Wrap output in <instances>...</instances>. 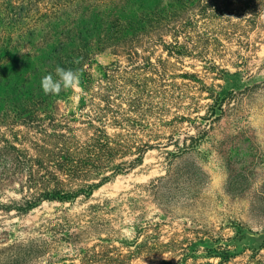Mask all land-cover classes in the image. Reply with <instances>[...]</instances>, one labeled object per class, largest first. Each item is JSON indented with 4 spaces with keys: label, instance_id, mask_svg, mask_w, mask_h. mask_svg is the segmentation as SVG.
Masks as SVG:
<instances>
[{
    "label": "trees",
    "instance_id": "16d2710c",
    "mask_svg": "<svg viewBox=\"0 0 264 264\" xmlns=\"http://www.w3.org/2000/svg\"><path fill=\"white\" fill-rule=\"evenodd\" d=\"M237 3L233 9L239 20L229 21L230 30L264 32V0ZM212 5L211 0H0V185L17 184L22 195L19 202L0 207L25 215L44 202L72 205L140 167L146 153L142 148H157L152 142L158 141L139 133L141 117L153 110L143 108V102L165 83L200 81L196 73L174 69L186 58L203 61L201 50L216 45L215 37L199 30L201 25L216 30L220 14ZM100 56L113 60L100 65ZM57 66L79 70L77 104L73 89L59 95L42 91V77L56 78ZM219 71L220 90H206L212 102L209 114L221 111L243 85L239 69ZM58 116L70 119V126L65 120L55 122ZM75 123L84 125L83 139L75 134ZM171 143L199 146L196 138L190 144ZM129 156L134 157L129 164L114 163ZM90 210L88 228L97 229L100 205ZM78 239L79 234H70V240ZM139 245L131 253L150 252L147 243ZM106 249L99 255L118 264ZM221 249L215 252L218 264L246 252Z\"/></svg>",
    "mask_w": 264,
    "mask_h": 264
},
{
    "label": "rangeland",
    "instance_id": "374dc122",
    "mask_svg": "<svg viewBox=\"0 0 264 264\" xmlns=\"http://www.w3.org/2000/svg\"><path fill=\"white\" fill-rule=\"evenodd\" d=\"M211 1L220 14L217 28L201 25L199 30H207L216 45L199 51L203 61L186 58L174 69L196 73L200 81L165 83L143 102V108L153 110L141 117L139 133L146 140L156 136L157 148H142L140 167L104 184L89 200L44 202L25 215L0 207V264H109L99 255L104 247L118 264L181 259L183 264H218L215 252L226 247L237 255L246 252L225 264H264V32H232L229 21L239 20L233 9L238 0ZM112 60L100 56L98 62ZM214 64L215 72L208 73ZM224 69H239L243 85L221 111L209 114L206 90H220L223 81L216 71ZM73 90L77 104L82 91ZM64 120L70 126V119L61 116L55 122ZM73 127L83 139L84 125ZM195 138V149L171 143L190 144ZM133 158L114 163L129 164ZM17 189V184L0 185V205L19 202ZM96 205L99 227L90 229V209ZM76 233L80 239L70 240ZM146 243L149 253H131Z\"/></svg>",
    "mask_w": 264,
    "mask_h": 264
},
{
    "label": "clouds",
    "instance_id": "9594fccd",
    "mask_svg": "<svg viewBox=\"0 0 264 264\" xmlns=\"http://www.w3.org/2000/svg\"><path fill=\"white\" fill-rule=\"evenodd\" d=\"M79 63V60L75 61ZM56 78L47 74L41 79V88L45 95H59L62 90L79 89L81 76L79 70L66 69L57 66Z\"/></svg>",
    "mask_w": 264,
    "mask_h": 264
}]
</instances>
